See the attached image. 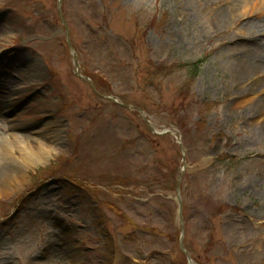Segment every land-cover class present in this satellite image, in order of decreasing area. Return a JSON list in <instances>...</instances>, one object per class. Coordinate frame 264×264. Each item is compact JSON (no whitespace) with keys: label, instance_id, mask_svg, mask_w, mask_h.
I'll return each instance as SVG.
<instances>
[{"label":"rangeland","instance_id":"1","mask_svg":"<svg viewBox=\"0 0 264 264\" xmlns=\"http://www.w3.org/2000/svg\"><path fill=\"white\" fill-rule=\"evenodd\" d=\"M56 6L0 0V141L37 130L53 149L35 165L3 153L21 176L0 168V264H187L178 141L138 109L186 151L192 264H264V129L234 74L264 66V39L225 40L210 0H64L80 74L125 109L75 75Z\"/></svg>","mask_w":264,"mask_h":264},{"label":"bare ground","instance_id":"2","mask_svg":"<svg viewBox=\"0 0 264 264\" xmlns=\"http://www.w3.org/2000/svg\"><path fill=\"white\" fill-rule=\"evenodd\" d=\"M210 1L220 7L219 16L226 28L224 36L222 35L225 40L253 42L264 39V0ZM234 63L236 79L241 86L245 87L236 103L241 106L253 105V108L257 109L254 121L257 124L260 123L264 129V66L258 63H247L240 59H236ZM38 132L34 130L32 136H22L20 139L12 136L9 142L3 139L0 141V162H2L0 168L2 175L5 173V178L15 180L16 176H21V173L19 169L10 172L4 170L6 167L3 168V166L12 162L3 153L12 158L16 157L25 165H35L46 157H52L53 149L52 145H49L51 139ZM7 192L8 189L1 185L0 193Z\"/></svg>","mask_w":264,"mask_h":264},{"label":"water","instance_id":"3","mask_svg":"<svg viewBox=\"0 0 264 264\" xmlns=\"http://www.w3.org/2000/svg\"><path fill=\"white\" fill-rule=\"evenodd\" d=\"M63 1L64 0H57V13H58L59 19L61 21V24L63 26V29H61V32L66 37L67 45H68L69 50H70V52L72 54V57H73V62H74V66H75V74L82 81H85L86 83H89L91 85L92 89H93V84H92L91 80L89 78H86V77L81 76L80 73H79L78 61L76 59L74 50H73V48L71 46V43H70L68 26H67V23H66L63 15H62L61 8H62ZM101 97H103L106 100H109L112 103L118 104L119 106H121V107H123L125 109H130L129 106L120 103L114 97H111V96H101ZM139 113H140L141 117L144 119L145 123L147 124L149 130L153 134H155L157 136H161V135H172L178 141V146H179V149H180V153L182 155V162H183V169L180 171V173L178 175L177 182H176V190H175V201H176V204H177V213H178V220H179V225H180V227H179L180 228L179 248H180L181 252L185 255L188 264H192V260L189 257V255L187 254V252L185 250V246H184L185 225H184L183 217H182V206L183 205H182V197H181V181H182V177H183L184 170L187 168L186 162H185V153H186V151H185V149H184V147L182 145V142H181L180 138L177 137V133L178 132H174V131H170V130H166V131H162V132H157L156 130H154L150 126V124H149L148 120L146 119V116L144 115L143 111L142 110H139Z\"/></svg>","mask_w":264,"mask_h":264},{"label":"trees","instance_id":"4","mask_svg":"<svg viewBox=\"0 0 264 264\" xmlns=\"http://www.w3.org/2000/svg\"><path fill=\"white\" fill-rule=\"evenodd\" d=\"M26 1V4H27V0H25ZM30 4H32V3H30ZM56 20L60 23V21H59V19H57L56 18ZM200 64H201V62H199V63H196V64H194V65H191V67H189L190 68V73H191V78H192V80H194L195 79V75H196V73L198 72V70H199V66H200ZM188 68V69H189ZM191 80V81H192ZM92 81L94 82V80L92 79ZM42 179V178H41ZM38 181V180H37ZM39 182V181H38ZM36 183V182H35ZM34 183V184H35ZM36 185V184H35Z\"/></svg>","mask_w":264,"mask_h":264}]
</instances>
